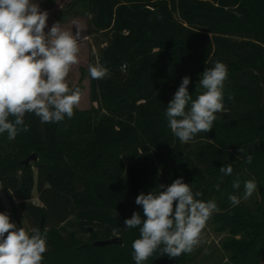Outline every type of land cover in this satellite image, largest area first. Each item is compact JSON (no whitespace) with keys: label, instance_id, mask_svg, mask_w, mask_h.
<instances>
[{"label":"trees","instance_id":"16d2710c","mask_svg":"<svg viewBox=\"0 0 264 264\" xmlns=\"http://www.w3.org/2000/svg\"><path fill=\"white\" fill-rule=\"evenodd\" d=\"M79 1L89 32L105 37L89 63L109 70L99 80L88 72L92 106L60 123L26 114L29 131L12 141L0 134V185L17 222L24 214L47 232L42 264H135L139 228L124 221L143 216L139 194L178 178L202 194L198 199L216 200L218 228L233 236L225 244L232 262L264 264V0ZM217 61L228 68L225 110L210 132L181 143L166 107L185 76L192 98L202 93L200 76ZM32 153L37 159L26 164ZM229 164L233 173L225 176L220 168ZM247 180L257 183L259 213L242 202ZM34 190L42 204L32 203ZM229 195L240 204L233 207ZM0 212H7L1 193ZM70 216L88 238L65 234ZM116 235L122 243L93 244ZM189 259L157 253L144 264Z\"/></svg>","mask_w":264,"mask_h":264},{"label":"clouds","instance_id":"9594fccd","mask_svg":"<svg viewBox=\"0 0 264 264\" xmlns=\"http://www.w3.org/2000/svg\"><path fill=\"white\" fill-rule=\"evenodd\" d=\"M48 15L36 0H0V134L6 132L10 141L29 131L26 114H34L41 123H60L74 116L81 100V90L70 88L67 77L79 62L80 43L87 37L79 26L73 33L59 22L45 31ZM88 72L99 80L109 70L102 64H89ZM227 78V65L215 62L201 74L198 85L204 91L193 99L188 91L190 77H183L165 111L170 130L181 143L212 130L216 113L225 110ZM252 161L253 156L247 155L245 162ZM220 172L229 176L233 168L231 164L222 166ZM215 187L219 190V184ZM233 188H240L239 179ZM256 190L255 180L245 181L243 199ZM201 195L178 178L170 185H159L158 192L136 197L143 216L134 212L124 221L127 229L139 228V238L132 243L135 264H144L157 253L176 259L195 250L208 220L220 211L214 200L198 199ZM228 199L233 207L241 202L237 195ZM46 252V231L17 228L7 212H0V264H42Z\"/></svg>","mask_w":264,"mask_h":264},{"label":"rangeland","instance_id":"374dc122","mask_svg":"<svg viewBox=\"0 0 264 264\" xmlns=\"http://www.w3.org/2000/svg\"><path fill=\"white\" fill-rule=\"evenodd\" d=\"M36 2L39 4L42 11H47L49 14L45 31L50 29L54 23L59 22L63 29L73 31V33L77 31L76 27L79 26L83 35L87 37L86 40L80 43V52L78 53L79 62L72 66L67 77V83L70 88H79L81 90V100L75 109H88L92 106L88 66L90 61L97 56L99 47L102 43H105V37L101 33L93 34L89 32V16L84 13L83 6L79 0H54L52 4L50 3L51 0H36ZM192 144L193 147L196 146V143ZM34 171L36 173L35 167ZM0 193L6 210L17 228L23 227L28 231L31 230L34 227V223L24 214L21 215L22 224L17 222L1 185ZM31 201L33 204H42L36 190L33 192ZM242 202L253 213H259L263 209L262 198L258 195L257 191L247 200H244L242 197ZM216 213L208 220L202 232L201 243L190 253V259L185 264H235L230 259L229 251L225 247V244L233 236L228 231L219 230ZM64 225L66 226L65 234L75 232L84 239L89 236L88 232L80 229L78 220L75 216H70L69 220L66 221ZM236 237L239 238L240 236Z\"/></svg>","mask_w":264,"mask_h":264},{"label":"water","instance_id":"95a60500","mask_svg":"<svg viewBox=\"0 0 264 264\" xmlns=\"http://www.w3.org/2000/svg\"><path fill=\"white\" fill-rule=\"evenodd\" d=\"M37 159V154L36 153H32L31 155H29L24 162L26 164L30 163L31 161H35ZM123 239L121 236H113L111 238L105 239V240H95L93 242L94 245L97 246H101V245H107V244H111V243H122Z\"/></svg>","mask_w":264,"mask_h":264}]
</instances>
